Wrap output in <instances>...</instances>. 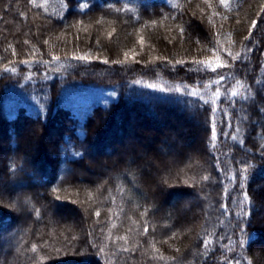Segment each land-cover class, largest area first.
I'll return each mask as SVG.
<instances>
[{
	"label": "trees",
	"instance_id": "16d2710c",
	"mask_svg": "<svg viewBox=\"0 0 264 264\" xmlns=\"http://www.w3.org/2000/svg\"><path fill=\"white\" fill-rule=\"evenodd\" d=\"M262 108L264 0H0V264H264Z\"/></svg>",
	"mask_w": 264,
	"mask_h": 264
},
{
	"label": "snow or ice",
	"instance_id": "6c2138e0",
	"mask_svg": "<svg viewBox=\"0 0 264 264\" xmlns=\"http://www.w3.org/2000/svg\"><path fill=\"white\" fill-rule=\"evenodd\" d=\"M220 2H221V4H224L225 3V0H220ZM252 26H253V28L256 26V22L255 21L252 22ZM249 31H251V29H249ZM141 43H142V41H141ZM248 50L251 51V49H248ZM200 63H204V62L201 61ZM217 66L218 67H222L224 65L221 63V64H219ZM5 70L7 71L8 69H5ZM191 94L192 95H195V93H191ZM232 95L235 96V95H237V93L236 92H233ZM261 111H264V108H262ZM262 147H264V146H262ZM205 179H207V178L205 177ZM97 215H99V213H97ZM145 231H147V228H145ZM237 264H239V261H237ZM249 264H250V262H249Z\"/></svg>",
	"mask_w": 264,
	"mask_h": 264
}]
</instances>
